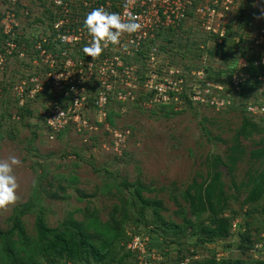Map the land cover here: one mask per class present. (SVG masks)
Listing matches in <instances>:
<instances>
[{"label": "rangeland", "instance_id": "obj_1", "mask_svg": "<svg viewBox=\"0 0 264 264\" xmlns=\"http://www.w3.org/2000/svg\"><path fill=\"white\" fill-rule=\"evenodd\" d=\"M2 1V7L7 9L9 5L6 0ZM48 1L19 0L16 12L20 26L16 35L24 45L27 46L31 38L48 34L49 20L46 10L51 9ZM206 2L208 0H192L194 6ZM235 11L234 8L230 10L227 21L228 24L231 23V31L235 34L230 43L236 44L237 35L248 41H255L260 34L262 21L254 17L252 10H247L241 17L236 16ZM0 14L2 15V9ZM161 34L156 36L154 43L159 49L158 58L164 63L182 69H201L202 66H209L211 75L226 68L227 57L222 55L215 58L207 55L206 50L213 45L212 39L197 26L193 13L187 21L174 28L173 34L167 31ZM5 40L6 37L0 29V50ZM243 46L250 47L247 41ZM236 52L232 54L235 53L234 57L238 59L240 55ZM28 58L19 60L14 56H7L0 76V82L6 81L10 86L0 94V112H10L9 118L4 116L0 127V158L15 155L21 161L13 167L18 183V198L14 204L0 209V229L8 227V219L15 208L21 209L25 204L34 203L37 197L35 192L41 201L44 221L49 227H56L69 218L83 220V209L94 210L103 222L109 218L113 206H118L125 200V194L132 190L130 186L137 181L151 188L150 192L144 191L142 195L162 201L165 210L161 214L164 218L180 223L182 217L175 215L180 205L185 208V217L190 215L188 204L181 193L193 180L199 183L205 179L207 172L212 170L210 163L215 157L226 160L228 147L234 142L235 133L241 124L244 113L241 108L230 109L231 106L226 107L228 105L224 104L218 109H213L193 102L187 106L181 98L179 102L167 106L146 107L136 103L138 93H135L133 98H126L124 101L111 95L103 114H97L91 108V95L88 101L91 106L85 112V120L76 124L79 131L70 126L50 139L42 113L50 103L59 102V96L49 91L40 93L24 105L29 114L23 119L16 114V108L19 106L14 102L13 86L27 81L33 74L38 75L40 70L35 69ZM222 76L220 79H223ZM188 85L192 84L188 82ZM222 91L218 95L222 96L224 103L229 101L232 104L233 101H238L234 96L238 90L231 88L230 81L227 86L222 84ZM253 91H256V88L252 89L251 95L254 99H259L258 94ZM207 99L210 100V97ZM166 107H170L172 111ZM13 115L17 119H13ZM108 116L110 123L107 121ZM252 116L255 124L264 126V117ZM125 130H129L127 141L115 151L112 142L113 131L117 133ZM259 139L255 134L248 138L238 137L237 145L244 149L240 155L242 157L231 172L225 166L219 165V171L222 173L220 181L224 184L227 194L234 192L231 180L238 185L245 181V174L250 167L257 168V163H252L249 159V152L258 147ZM59 181H62L64 190L58 187ZM122 181L129 187L123 185ZM106 183H110L107 189L104 187ZM118 187L125 193L123 196L119 195ZM244 196V193H239L238 200H229L231 208L238 212L232 222L233 235L226 240L198 247L194 259L209 257L213 252L218 258H246L236 249L239 243L236 232L247 217L243 213L245 207L243 212L240 209ZM35 210L21 216L24 229L31 236L34 233ZM115 216L120 217V214ZM252 221L254 225L264 226V215L257 213ZM124 227L129 235L132 234L134 227L129 221ZM138 231L141 235L135 236L138 237L136 241L144 244V251L147 250L144 259L148 258L150 264H173L181 255H188L187 250L195 239L188 237L181 239V242L186 241L181 246H166L155 233L148 234L143 227ZM248 253L254 260L264 258V251ZM140 256L136 253L134 259L137 260ZM186 260L179 264H184Z\"/></svg>", "mask_w": 264, "mask_h": 264}, {"label": "built area", "instance_id": "obj_2", "mask_svg": "<svg viewBox=\"0 0 264 264\" xmlns=\"http://www.w3.org/2000/svg\"><path fill=\"white\" fill-rule=\"evenodd\" d=\"M2 2L0 0V29L6 40L0 50V76L7 56L19 60L29 57L35 69L40 68L38 75L33 74L27 81L13 86V92L19 107L46 91L59 96L60 101L50 103L42 113L50 139L70 126L76 129V124L85 120V112L91 106L88 102L91 95V108L97 114H103L111 95L124 101L133 98L135 93L146 95L141 103L146 107L179 102L183 91L187 92L188 100L197 105L218 109L230 104L229 101L224 103L223 98L218 96L223 92L221 84L199 83L204 78L202 68H177L158 58L159 49L154 43L157 32L174 28L190 18V13L203 31L222 37L224 20L230 10L234 8L238 11L241 4L251 2L263 23L254 41L260 55L253 65L260 72L264 71V0H208L197 6L192 0H49L52 15L50 20L47 19L49 32L31 38L27 46L16 35L20 26L16 12L19 0H6L7 9L2 7ZM96 7L118 12L124 19L134 16L141 28L135 33L122 35L119 44H109L99 56L90 57L81 51L86 43L92 42L82 24L84 16ZM249 78L243 71L236 72L232 75L230 86L239 90L243 83L249 82ZM253 79L258 83L255 88L259 99L246 104L245 111L264 117V72ZM12 118L17 119L14 115ZM128 135L129 130L113 131L115 151L117 147L124 146ZM133 238L125 247L141 255L137 257L136 264H150L148 258L144 259L147 251H144V244L137 243L138 237Z\"/></svg>", "mask_w": 264, "mask_h": 264}, {"label": "trees", "instance_id": "obj_3", "mask_svg": "<svg viewBox=\"0 0 264 264\" xmlns=\"http://www.w3.org/2000/svg\"><path fill=\"white\" fill-rule=\"evenodd\" d=\"M247 10H252L254 17H257L251 2L241 4L235 15L241 17L246 14ZM46 11L47 19L50 20L51 12L49 9ZM229 15L230 13L226 15L227 20L225 18V31L222 37L218 34L205 32L200 28L202 32L212 39L213 45L206 50L207 55L215 58L224 55L227 57L228 62L224 70L216 71L212 75L210 74L212 70L209 66H202L204 79L200 80L199 83L210 81L227 86L229 79L234 73L243 71L250 77L247 79L249 82L243 83L235 93L234 96L238 101L236 103L233 101L232 104L230 102L226 107L231 106L230 109L241 108L244 113L241 118V124L235 133L234 142L228 147V152L225 155L226 160L215 157L210 163L212 170L207 172L205 179L199 183L193 180L181 193L184 201L188 204L190 215L185 217V208L180 205L175 212V215L182 217L180 223L164 218L161 214L165 210L162 201L155 197L151 198L142 195L144 191L150 192L151 188L137 181L130 186L132 190H129L127 194L123 193L119 187L117 188L119 195L123 196L125 194L127 197L121 201L120 205L113 206L107 220L102 222L94 210L83 209L81 210L83 220L76 221L69 218L56 227H49L44 221L41 201L37 192H35L34 195L37 197L34 203L25 204L21 209L15 208L8 219V227L4 230L0 229V264H135V251L128 250L125 245L136 235H141L138 229L142 227L148 234L155 233L166 246H181L182 243L186 242H181V239L195 237L187 250L188 255H181L178 261L173 264H179L184 259H187L184 264H264V258L254 260L251 258V254L248 253L249 251H264V226L261 224L254 225L252 221L257 213L264 215V126L255 124L252 120L254 116L245 111L246 104L251 101H258L257 98L254 99L251 95L252 89L258 83L251 79L264 71L260 72L253 65V62L260 55V49L254 43V40L248 41L241 35H237L235 37L238 39L236 44L230 43L231 38L235 34L231 31V23L228 24L227 22ZM181 23L174 28L180 26ZM197 26L199 27L198 24ZM174 28L161 29L157 32V36L162 35L161 33L164 31L173 34ZM246 41L250 45L249 48L243 46ZM233 52L240 55L238 59L234 57L235 53L232 54ZM221 76L223 79H220ZM6 83V81L0 82L1 95L6 88L10 87ZM90 89L92 90V87ZM186 93V91H183L179 98L183 99L187 106H190L191 101L188 100ZM146 98V95L138 93L136 103L141 105ZM14 102L16 103L15 98ZM166 108L171 110L170 107ZM16 110V114L21 119L26 114H29L26 106L17 107ZM9 113L0 112V127H2L1 123L4 120V116L9 118ZM107 121L108 123L111 122L110 116H108ZM253 134L260 137V139L257 144L258 147L250 150L249 159L252 163H257V168L250 167L245 174V181H241L238 185L231 180L234 192L227 194L224 190V184L220 181L222 173L218 167L223 165L231 172L237 161L242 157L240 155L244 152V149H240L237 145L238 137L248 138ZM61 182H58V187L64 190ZM109 184L106 183L105 189L110 186ZM122 184L128 185L125 181H122ZM239 193L245 194L240 203V209L243 212L245 207L243 213L247 217L244 218L241 228L236 232L239 242L236 249L241 252L240 255H245L246 258H218L213 252L209 257L194 259L193 257L196 256L198 247L226 240L233 235L231 232L232 222L236 219L238 212L231 208L229 200L231 198L238 200ZM34 210V233L31 236L26 233L21 216ZM116 214H120V217L115 216ZM128 221L134 227L130 235L124 227V224ZM129 258L132 259L129 260ZM133 259L134 261L132 262Z\"/></svg>", "mask_w": 264, "mask_h": 264}, {"label": "clouds", "instance_id": "obj_4", "mask_svg": "<svg viewBox=\"0 0 264 264\" xmlns=\"http://www.w3.org/2000/svg\"><path fill=\"white\" fill-rule=\"evenodd\" d=\"M82 26L91 36L92 42L86 43L81 51L90 57L99 56L109 44H119L122 35L135 33L141 28L134 16L124 19L120 13L108 11L104 7H96L88 12ZM20 163L15 155L0 158V209L14 204L18 198V183L13 167Z\"/></svg>", "mask_w": 264, "mask_h": 264}]
</instances>
